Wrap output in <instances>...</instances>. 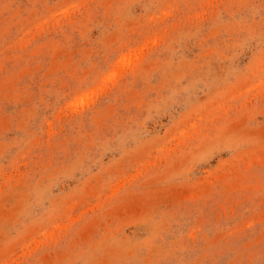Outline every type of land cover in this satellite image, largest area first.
<instances>
[{
	"label": "rangeland",
	"instance_id": "1",
	"mask_svg": "<svg viewBox=\"0 0 264 264\" xmlns=\"http://www.w3.org/2000/svg\"><path fill=\"white\" fill-rule=\"evenodd\" d=\"M0 264H264V0H0Z\"/></svg>",
	"mask_w": 264,
	"mask_h": 264
}]
</instances>
